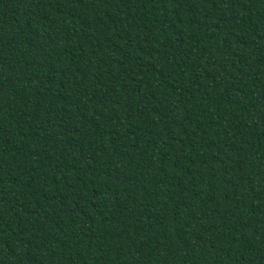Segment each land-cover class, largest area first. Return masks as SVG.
Returning <instances> with one entry per match:
<instances>
[{"label": "trees", "instance_id": "1", "mask_svg": "<svg viewBox=\"0 0 264 264\" xmlns=\"http://www.w3.org/2000/svg\"><path fill=\"white\" fill-rule=\"evenodd\" d=\"M0 264H264V0H0Z\"/></svg>", "mask_w": 264, "mask_h": 264}]
</instances>
